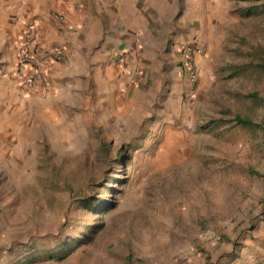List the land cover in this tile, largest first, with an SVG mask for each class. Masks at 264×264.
<instances>
[{"label": "rangeland", "instance_id": "374dc122", "mask_svg": "<svg viewBox=\"0 0 264 264\" xmlns=\"http://www.w3.org/2000/svg\"><path fill=\"white\" fill-rule=\"evenodd\" d=\"M12 9L0 0V264L211 263L222 251V264H264V0L192 13V38L159 56L147 88L125 57L116 86L56 85L61 45L48 47L44 90L22 84L18 34L33 18Z\"/></svg>", "mask_w": 264, "mask_h": 264}, {"label": "crops", "instance_id": "0c3cea01", "mask_svg": "<svg viewBox=\"0 0 264 264\" xmlns=\"http://www.w3.org/2000/svg\"><path fill=\"white\" fill-rule=\"evenodd\" d=\"M1 1L4 7L12 2L17 15L38 21L43 56L51 45L68 48L66 60L52 65L50 72L54 84H67L70 89L90 80H109L110 85L114 81L116 86L120 57L141 67V86L150 87L155 72L161 71L159 56L172 60L176 49L192 38V13L214 9V0ZM224 254L222 251L211 263L192 264H222Z\"/></svg>", "mask_w": 264, "mask_h": 264}, {"label": "built area", "instance_id": "2783aa9c", "mask_svg": "<svg viewBox=\"0 0 264 264\" xmlns=\"http://www.w3.org/2000/svg\"><path fill=\"white\" fill-rule=\"evenodd\" d=\"M43 33L37 20L26 21L18 34V59L15 66L16 77L20 82L34 91L44 90L46 85L45 63L47 56L39 54ZM201 52V49H198ZM192 48L187 49L186 56L190 61ZM52 58L61 60L65 57L63 48H57L51 53Z\"/></svg>", "mask_w": 264, "mask_h": 264}, {"label": "trees", "instance_id": "16d2710c", "mask_svg": "<svg viewBox=\"0 0 264 264\" xmlns=\"http://www.w3.org/2000/svg\"><path fill=\"white\" fill-rule=\"evenodd\" d=\"M236 121L238 124H241V125H244V126H247V127H255L256 126V122L254 120H252L251 118L249 117H236Z\"/></svg>", "mask_w": 264, "mask_h": 264}]
</instances>
